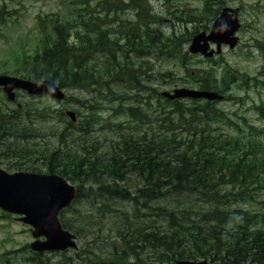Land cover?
I'll use <instances>...</instances> for the list:
<instances>
[{"label": "trees", "instance_id": "obj_1", "mask_svg": "<svg viewBox=\"0 0 264 264\" xmlns=\"http://www.w3.org/2000/svg\"><path fill=\"white\" fill-rule=\"evenodd\" d=\"M94 1L96 13L129 8L142 22L123 23L117 38H111L105 29H97L103 21L92 10ZM94 1L81 3L89 18L81 13L65 22L58 16L40 18L42 46L24 59L15 75L34 82L51 80L64 90L105 91L113 99L109 101L117 104L115 115L127 116L138 125L126 129L115 125L120 130L118 139L103 148L98 140L86 139L101 120L97 113L103 107L98 102L84 105L82 101L90 113L79 126L68 120L66 107L52 110L29 103L9 112L0 109V157L17 158L20 169L40 161L46 173L77 184L78 196L62 211L60 220L77 239L93 236L74 257L56 254L60 257L56 262L27 245L22 249L29 254L25 264H130L128 260L135 264L183 260L264 264V127L239 115L238 109L229 112L218 107V102L166 100L150 86L146 69L150 53L160 51L169 62L182 57L180 68L192 78L186 87L216 92L242 105L246 98L234 95V86L242 81L238 88L264 90V67L258 77L243 74L237 78L238 71L230 68L218 77L214 67L189 74L187 53L181 48L199 33L197 28L187 39L166 36L155 28L163 19L154 13L149 0ZM204 3L210 4L209 18L201 14L191 21H213L219 10L215 8L226 1ZM7 14L6 6L0 9V27L6 24ZM46 25L52 32H47ZM118 37L124 38L127 51L120 48ZM207 61L216 68L222 65L214 59ZM165 76L171 78L172 73ZM151 93L161 103L159 115L152 117L143 106L145 102L149 106L144 100ZM141 94L149 95L138 100ZM251 107L264 121V101ZM10 114L12 118L6 117ZM54 118L62 126L53 124L51 132L33 127L35 119L51 122ZM140 124L148 128L142 131ZM41 138H48L49 143L40 147L36 140ZM13 140L16 146L7 147ZM29 142L33 146L26 145ZM3 216L12 219L4 212ZM108 216L120 219L109 231L93 220ZM96 244L109 249L98 252L92 247ZM10 253L0 255V264L12 263L7 258Z\"/></svg>", "mask_w": 264, "mask_h": 264}, {"label": "rangeland", "instance_id": "obj_2", "mask_svg": "<svg viewBox=\"0 0 264 264\" xmlns=\"http://www.w3.org/2000/svg\"><path fill=\"white\" fill-rule=\"evenodd\" d=\"M87 0H0V9L6 6L5 22L3 27H0V75L3 72L8 73V76H16V71L21 70L23 66V61L27 56H31L36 50L40 49L42 46L43 35L40 28V18L58 16L62 22L66 20L73 19L81 13L89 18L88 13L83 9V2ZM94 1V0H93ZM128 1V0H127ZM226 4L230 7H243L242 14L240 15L241 20V30L237 34L239 37V44L234 50H229L228 48H223V53L215 57V61L221 62L222 65L215 67L214 63L208 62L207 59L201 56L191 55L188 52V47L191 43H185L182 45V53H187L186 64L189 68V74H194L197 69L210 70L214 67V72L218 77L222 75L229 68L232 70H237V78H240L243 74H248L251 77H258L259 72L264 67V0H225ZM151 6L153 7L154 13L160 15L163 22L156 26L158 30L162 31L166 36H183L184 39L188 38V35L194 31V27L198 29L199 32L205 31L204 28H212L210 21L203 23H195L191 21L192 17L197 15L198 17L204 12L207 5L204 4V0H149ZM97 2L92 3V10L94 14H98L95 11L94 5ZM136 14V11L129 10L124 14L120 13L119 16L122 19L132 18ZM106 18V17H105ZM202 18H204L202 16ZM193 22V23H191ZM47 26V32H52V27ZM104 27V26H103ZM98 28V27H97ZM83 32V31H82ZM192 40V39H191ZM261 42L262 44H260ZM120 45H123L120 44ZM117 49V48H116ZM116 56L119 50H116ZM158 53V52H157ZM166 56L162 53L156 55L151 54L149 59V64L146 69L148 74H150V81L152 82L150 86L153 89H157L159 94L163 92H172L176 88L184 87L186 82L192 80L187 75L186 70L180 68V63L182 62V57L172 60L169 62L166 60ZM168 72L172 73V76H165ZM239 72L241 74H239ZM242 81L237 83L232 93L234 95L246 98L242 105H237L224 100L218 104V107L223 108L229 112L239 110V115L245 114L250 119L252 123H256L257 126L264 127V121L261 116L251 110V106L256 103L260 104L264 101V90L260 88L250 87L248 89L238 88ZM238 85V86H237ZM117 91V89H115ZM67 100L63 103L57 102L52 98H33L24 92H19L17 102L11 103L4 93L0 90V109L4 111L11 109H22L23 106H27L29 103H33L36 107H51L52 110H58L66 107V110L74 111L79 119L75 124L80 125V122L88 118V110L81 104L82 101L84 105H92L98 102L103 110H98V115L101 116V120L98 124L93 125V131L91 134L87 135V141L98 140L103 145V148L109 145L112 140H117L119 135V129L115 127L117 124H121V129H126L129 125L136 127L138 121L131 120L124 115H115L113 109L117 108L115 102H110L113 100L108 98L109 96L105 91L96 92L91 89H74L66 90ZM147 96L149 94H141L142 96ZM158 97L151 93L150 98L144 101L149 102V106L144 103V108L146 106L147 110L150 111L151 117L158 114V110L161 108V103H158ZM133 102H137L135 99ZM129 103V101H128ZM21 105V106H18ZM145 108V109H146ZM43 109V108H42ZM81 113V115H79ZM69 120V119H68ZM50 122V120H49ZM47 121H41L35 119L34 128H41L44 133L51 132L53 124L62 126L56 118L51 119L49 123ZM142 131L148 128V125L140 124ZM136 131V130H135ZM137 132V131H136ZM40 143V147L44 144H48V138H41L36 140ZM17 144L16 140L8 141L9 144ZM13 145V146H14ZM22 145V144H21ZM28 146H33V142L26 143ZM16 146V145H15ZM24 146V145H22ZM6 150V145L2 147ZM3 155V153L1 152ZM11 154V153H10ZM6 156L0 157V166L9 173L16 172H42V174H48L45 165L40 162L27 163L23 165V168H18V159L13 157V160H8ZM44 165V166H43ZM77 185V184H75ZM81 206V205H80ZM84 208H86L84 206ZM249 209H254V207L249 206ZM122 210L124 207L121 208ZM87 213V210H82ZM70 219V214L67 215ZM95 222L102 224L106 231L111 228L118 217H104L100 219H93ZM87 235V232L84 233ZM107 234V233H105ZM112 234V232H109ZM93 236L91 235V238ZM91 238H86L80 240L77 239L79 249L85 248L86 243L91 240ZM34 241L32 236V230L29 226L22 223L19 220V216L12 215V219H6L3 216V212L0 211V255L7 252H11L7 255V258L11 260V264H25V258L29 256L22 249L30 245ZM90 244V243H89ZM106 244L94 245L92 246L94 250L100 252H107L109 247ZM99 247V248H98ZM19 251V252H17ZM17 252V253H16ZM76 251L66 252V256H75ZM56 254H47L50 256L53 262L60 259ZM128 263L135 264V260H128Z\"/></svg>", "mask_w": 264, "mask_h": 264}, {"label": "water", "instance_id": "obj_3", "mask_svg": "<svg viewBox=\"0 0 264 264\" xmlns=\"http://www.w3.org/2000/svg\"><path fill=\"white\" fill-rule=\"evenodd\" d=\"M241 27L239 10L225 8L214 22L210 33L196 34L189 46V53L210 59L222 52V46L231 50L239 44L237 32ZM217 49H211L210 44ZM0 87L8 100L15 102L18 92L31 97L52 98L57 102L66 101L67 94L51 80L34 82L28 79L0 75ZM168 100L222 101L224 96L216 92L193 88H176L173 92H163ZM66 116L72 123L77 122L74 111ZM77 187L58 174H38L31 172L9 173L0 166V210L19 216V220L32 229L34 241L30 249L34 253H56L77 250V237L63 228L60 214L77 198ZM172 264H215L208 260L177 261Z\"/></svg>", "mask_w": 264, "mask_h": 264}, {"label": "flooded vegetation", "instance_id": "obj_4", "mask_svg": "<svg viewBox=\"0 0 264 264\" xmlns=\"http://www.w3.org/2000/svg\"><path fill=\"white\" fill-rule=\"evenodd\" d=\"M205 4V3H204ZM97 5V3L94 5V6H96ZM208 5H210V4H207V6ZM225 8H229V9H238L239 10V20H240V15L242 14V11H243V7L242 6H239V7H230V6H228L226 3H223L221 6H219L218 8H215V9H219L218 10V12H216L215 14H216V18L213 20V21H211L210 22V24H212V26H213V24H214V22L220 17V15H221V12H222V10L223 9H225ZM130 9L129 8H126L125 10H122L121 12H116V13H113L112 11H110V12H107V13H104V12H98V14H99V16H100V19L103 21V22H100V24H99V26H98V30H104L105 29V31L107 32L108 31V34H109V36L111 37V38H115L116 36H118L119 34H118V32H120L121 30H122V28H121V25L123 24V23H133V24H135L136 23V25L138 24V23H140L141 24V22H142V20L139 18V17H137V14H134V16L132 17V18H126V19H122L120 16H119V14L120 13H122V14H124L126 11H129ZM209 12H211V9H210V7H206L205 8V10H204V12L202 13L204 16V19H208L209 18ZM113 14L114 15H117V16H113ZM106 17V18H105ZM240 23H241V20H240ZM135 25V26H136ZM104 26V27H103ZM241 27H242V24H241ZM241 27H240V30H241ZM210 30H211V28L209 27L208 29H207V31L208 32H206L207 34H209L210 33ZM239 30V31H240ZM239 33V32H238ZM117 38V37H116ZM118 40L120 41V43H119V46H120V48L122 49V50H125V51H127V49H126V46L125 45H120V44H122L123 43V40H124V38H119L118 37ZM210 48L211 49H214V48H216V46L214 45V44H210ZM223 48L224 49H226V48H228V47H226V46H223ZM229 49V48H228ZM229 50H231V49H229ZM160 53V51H156L155 53H150V55L151 54H154V55H156V54H158V53ZM149 55V56H150ZM253 88H255V86L253 87ZM257 88V87H256ZM0 90L4 93V91L0 88ZM4 95H5V93H4ZM6 96V95H5ZM6 98H7V96H6ZM158 100V99H157ZM159 101V100H158ZM10 111H12L13 109H9ZM9 110H7V112H9ZM160 110V109H159ZM158 110V111H159ZM8 116H10V118H12L13 117V115L12 114H10V115H6V117H8ZM122 126V125H121ZM128 131V130H127ZM129 131H132V130H129ZM135 131V130H134Z\"/></svg>", "mask_w": 264, "mask_h": 264}]
</instances>
